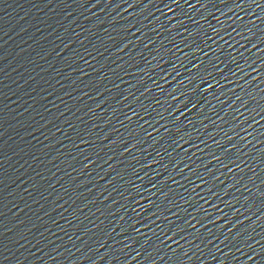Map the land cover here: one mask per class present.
I'll list each match as a JSON object with an SVG mask.
<instances>
[{"label":"water","instance_id":"1","mask_svg":"<svg viewBox=\"0 0 264 264\" xmlns=\"http://www.w3.org/2000/svg\"><path fill=\"white\" fill-rule=\"evenodd\" d=\"M0 264H264V0H0Z\"/></svg>","mask_w":264,"mask_h":264}]
</instances>
